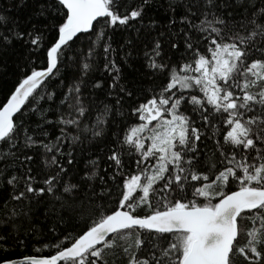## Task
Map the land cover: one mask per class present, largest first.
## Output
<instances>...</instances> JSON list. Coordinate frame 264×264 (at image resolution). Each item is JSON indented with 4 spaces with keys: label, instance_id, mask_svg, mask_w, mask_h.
<instances>
[{
    "label": "snow or ice",
    "instance_id": "1",
    "mask_svg": "<svg viewBox=\"0 0 264 264\" xmlns=\"http://www.w3.org/2000/svg\"><path fill=\"white\" fill-rule=\"evenodd\" d=\"M155 4L0 13V264H264V0Z\"/></svg>",
    "mask_w": 264,
    "mask_h": 264
},
{
    "label": "trees",
    "instance_id": "2",
    "mask_svg": "<svg viewBox=\"0 0 264 264\" xmlns=\"http://www.w3.org/2000/svg\"><path fill=\"white\" fill-rule=\"evenodd\" d=\"M129 2L131 3L132 0H129ZM19 4H20V0H0V13L7 15L16 22L22 24L23 21H25L30 14L31 5H30V0H29V7L27 8L22 6L17 7V5ZM166 9H167V0H156L154 9L149 13V15L157 19L158 21L157 27H160L163 23H166L164 17L169 14L167 13ZM144 23L147 24L148 20L146 19ZM153 35H155V33H153ZM133 36H135V33H133ZM23 54H24L23 49L17 47V51L15 54L9 55L4 62H0V99H3L4 95L8 92V90L12 88L14 84L17 82L19 77L18 64L20 63ZM126 71H131V70L126 69ZM66 72L67 70L63 68L61 69V74H66ZM95 77L101 78V73L99 72L95 73ZM147 86L148 84L147 82H145V87ZM97 95H99L101 98L104 97L103 92H97ZM33 119L35 120L36 117H33ZM37 159L39 158L37 157ZM79 166L83 168L84 166L83 161H80ZM240 227H241V235L239 237V242L242 245L245 243L244 229L246 227V222L244 220L240 221ZM45 235H48L46 231H45ZM22 238L26 240L25 246L22 247L12 246L9 247L7 250L8 255L13 259H20L26 255H49L52 251H54V249L45 248L42 243L38 242L41 240L40 236H36L34 238H29V237H22ZM44 243H47V240H45ZM119 243L121 242L118 241V244ZM37 249H39V251H37ZM105 256L107 258L108 264H126V261L122 258V253L119 247L113 250H109L108 252L105 253Z\"/></svg>",
    "mask_w": 264,
    "mask_h": 264
},
{
    "label": "water",
    "instance_id": "3",
    "mask_svg": "<svg viewBox=\"0 0 264 264\" xmlns=\"http://www.w3.org/2000/svg\"><path fill=\"white\" fill-rule=\"evenodd\" d=\"M18 262L21 260V258L20 259H16Z\"/></svg>",
    "mask_w": 264,
    "mask_h": 264
}]
</instances>
